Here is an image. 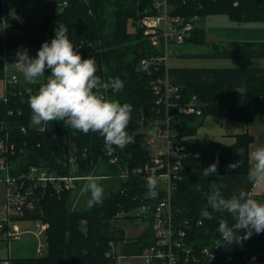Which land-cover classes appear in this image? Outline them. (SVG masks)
<instances>
[{
	"label": "trees",
	"instance_id": "16d2710c",
	"mask_svg": "<svg viewBox=\"0 0 264 264\" xmlns=\"http://www.w3.org/2000/svg\"><path fill=\"white\" fill-rule=\"evenodd\" d=\"M168 1L173 13L188 18L197 15L199 18L187 42L203 43L206 40L205 31L200 23L208 15L224 13L233 20H264V0ZM43 2L49 12L37 22L27 20L22 23L19 17H14L10 13L6 1L0 4V21L8 25L5 46L17 50L27 46L30 52L38 51L45 41L51 43L55 29L64 23L68 27L67 35L73 45L80 47L85 59H94L97 75L102 81L119 77L124 82L125 87L122 91L112 93L109 90L107 95L109 99L132 106L127 131L134 138V142L123 149L115 147L120 164H111L105 153L104 139L99 133L78 132L73 135L70 129L64 127L63 122L32 125L28 99L36 93L19 92L25 89V85L22 84L24 82L20 79L17 84H8L5 91L7 101L0 96V138L7 130L15 144L14 174L26 172L32 165H43L56 174L83 175L92 170L94 162L102 154L105 166L102 175L109 173L114 176L110 180L103 177L105 180L101 182L105 184L102 203L91 208L88 205L73 208L70 191L58 195L49 190L43 195V188L36 189L35 195L38 200L35 203L41 205L43 216L33 217L29 212L25 216L49 223L45 231L47 251L33 258L12 259L10 264H116L117 255L112 251L111 242H122L123 255L140 254L153 243V240H150L152 235L150 227L137 239L138 242L128 243L125 240L124 228L121 225L115 226L118 215L123 213V217L133 220L131 212L135 207L142 203L155 202L163 196L157 187V198L146 197L147 181L132 171L136 166L149 160V150L144 144L145 135L141 132V121L148 123L157 116L162 118L166 114L165 106L157 103L158 95L152 85V81L162 74L163 69L160 71L159 67L151 65V74L141 69L144 59L151 60L160 54L145 34L141 22L144 16L157 13L155 2L154 0H43ZM86 53L88 54L85 55ZM6 64L7 62L0 58V79L5 77ZM9 64L12 67L11 61ZM47 74H50V69L46 70ZM180 94L184 101L196 95L205 104L201 116L180 114L175 108L171 109L173 114L171 124L180 136L186 137L185 143L189 151L180 171L182 177L173 192V209L177 221L183 218L193 220L194 225L188 230V239L190 245L197 250L220 240V233L217 231L220 220H224L229 226L234 223L233 217L228 213H213L214 218L208 220L202 217L201 210L207 206V194L214 184V177L248 173L250 167L248 154L254 137L249 131H245L236 134V140L232 144L202 139L196 137L197 125L194 122L202 123L207 116L214 115L240 120L248 126L263 124L264 76L248 77L244 89L239 91H228L220 84L203 83L182 86ZM10 110L12 114L8 113ZM22 125L27 127V131H22ZM61 134L66 135V141L60 143L57 137ZM71 157L77 158L76 168L70 161ZM239 160L241 163L237 169H229L230 163ZM213 163H217V173L205 177L203 170ZM126 168H129L131 173L125 178L121 176V171ZM254 198L264 201V193ZM198 219L203 220L201 225L195 224ZM239 234L243 235L242 240L225 246L214 264H264V233L254 232L247 239H244L246 232ZM179 264L194 263L182 260Z\"/></svg>",
	"mask_w": 264,
	"mask_h": 264
},
{
	"label": "built area",
	"instance_id": "2783aa9c",
	"mask_svg": "<svg viewBox=\"0 0 264 264\" xmlns=\"http://www.w3.org/2000/svg\"><path fill=\"white\" fill-rule=\"evenodd\" d=\"M154 2L157 13L144 16L141 22L153 47L164 55L166 76L153 84V89L158 95L157 103L165 106L166 114L162 118L157 116L156 119L148 123L141 121V132L145 135L144 144L149 150V160L136 166L132 171L141 175L145 181L149 176H154L163 196L155 202L142 203L131 212L133 219L144 222L152 229L150 240H153V243L144 248L139 256L145 259V264H179L182 260L194 264H214L225 246L231 243L225 242L220 235L219 241L206 244L196 250L190 245L188 239V230L194 225L193 220L183 218L177 221L172 203L173 192L182 177L180 171L189 151L185 143L186 137L180 136L171 124L173 117L171 109L175 108L180 114L200 116L203 114L205 104L196 95H193L190 100H182L181 85L169 80L168 62L174 48L184 44L191 37L199 18L197 15L188 18L173 13L168 0H154ZM75 48L84 58L80 47L76 46ZM24 49H27L29 53L27 46L18 50ZM17 51L4 58L6 62H12V67L9 63L6 66V74L3 78L6 88L8 84H17L20 79V68L15 63ZM150 62V60L144 59L141 69L148 71ZM39 87L40 85H25V89L19 92L23 94L37 93ZM2 98L7 101L6 92ZM8 113L12 114V111L10 110ZM21 129L24 132L27 131L25 125H22ZM104 149L111 164H120L115 147L109 150L105 146ZM86 152L87 149L84 150L85 156ZM15 154V144L11 141L9 132L6 130L4 136L0 138V182L6 189L5 203L0 212V241L8 242V244L22 240L24 230L19 229L14 223L24 218L27 212L35 206V202L38 200L35 195L37 188L50 187L53 192L60 195L65 187L67 189L74 187L77 180H86L89 176L96 175L93 168L83 175L77 173L61 175L37 165L30 166L26 172L14 174L12 156ZM71 162L76 167L77 158L71 157ZM121 172V176L125 178L131 173L129 168ZM145 195L149 197L148 192ZM35 221L39 228L36 235L40 240L37 254L43 255V247L46 246L45 231L49 223L38 218ZM199 221L201 219L196 220L195 224L201 225ZM237 235L241 237L238 240L240 242L243 235Z\"/></svg>",
	"mask_w": 264,
	"mask_h": 264
},
{
	"label": "clouds",
	"instance_id": "9594fccd",
	"mask_svg": "<svg viewBox=\"0 0 264 264\" xmlns=\"http://www.w3.org/2000/svg\"><path fill=\"white\" fill-rule=\"evenodd\" d=\"M68 31L64 23L59 24L51 43L45 41L35 57H31L27 49L16 53L15 63L27 82L35 84L44 79L38 92L28 99L31 123L40 126L49 122H63L73 135L78 132L99 133L106 149H123L134 142L127 131L133 109L128 103L121 104L109 99L105 93L109 90L112 93L122 91L124 82L119 77L102 81L97 75L94 59L82 58L69 39ZM48 69L51 71L46 75ZM248 159L247 181L254 188H264V146L251 150ZM240 163L239 160L228 167L234 170ZM216 173L217 163L203 170L205 177ZM101 180L102 177L98 175L89 176L82 189L83 193L90 194L89 208L102 203L104 188ZM146 187L148 196L157 198L158 181L154 176L147 178ZM196 187L199 190V185ZM222 187L216 184L211 186L207 206L201 210L202 217L212 220L213 213H228L233 217L231 226L220 220L217 229L227 243L238 242L241 237L237 234L240 232H246L244 239L250 238L254 232L264 233V201L255 199L250 191L244 189L226 197ZM199 223L202 224L203 220Z\"/></svg>",
	"mask_w": 264,
	"mask_h": 264
},
{
	"label": "crops",
	"instance_id": "0c3cea01",
	"mask_svg": "<svg viewBox=\"0 0 264 264\" xmlns=\"http://www.w3.org/2000/svg\"><path fill=\"white\" fill-rule=\"evenodd\" d=\"M4 2L5 0H0V4ZM19 18L21 23L29 20L25 16ZM200 25L206 34L203 43L186 41L174 48L168 62V77L171 82L181 86L215 83L228 91H239L244 89L248 77L264 76V20H233L227 14L220 13L208 15ZM7 27L4 21H0V58L4 54L3 42L8 35ZM172 60L173 66H170ZM19 75L20 80L29 83L22 77L21 71ZM0 81L4 82L3 79ZM227 126L229 132L226 135L230 144L236 140V134L249 131L254 137L250 151L264 146V123L248 126L240 120L229 119ZM197 133L198 130L196 136ZM202 139L220 141L208 137ZM213 182L223 185L222 191L226 197L241 189L250 191L254 197L264 193V188H254L247 181V173L216 176ZM5 199L6 189L0 182V212ZM33 224L37 227L35 219L28 216L14 223L24 230V235L22 240L11 244L0 241V264H10L12 259L33 258L37 255L40 240L36 235L37 230H32Z\"/></svg>",
	"mask_w": 264,
	"mask_h": 264
},
{
	"label": "rangeland",
	"instance_id": "374dc122",
	"mask_svg": "<svg viewBox=\"0 0 264 264\" xmlns=\"http://www.w3.org/2000/svg\"><path fill=\"white\" fill-rule=\"evenodd\" d=\"M5 1L7 3V7L10 10V13L14 17L15 16L16 17H22L24 15L25 17H27L32 22L39 21L45 14H47L49 12L45 6L43 0H5ZM3 44H4V54L1 58L4 59L5 56H10V54L12 52L17 51L16 48L15 49H8L5 46V40H4ZM37 52L38 51H32V52L29 51L28 54L31 57H35L37 55ZM163 57H164L163 53L160 52V54L158 56L153 57L150 60L151 62L149 63V67H148V73L149 74L152 73V69L150 68L151 65L156 67V68L159 67L158 69L160 71H161V69H163L162 74L158 76L159 78L157 77L155 80L152 81L153 84L157 83L160 79H163L166 76L167 70H166V65H164ZM8 63L9 62H7L6 66L8 65ZM170 66H173V60L171 61ZM22 77H23V75H22ZM43 82H44V79L42 78L41 81H39L38 83H35V84H33V83H25V84L22 83V84L23 85H30L31 84L32 86H35V85H40ZM4 91H5V84H4V82L0 81V96H1V94L5 93ZM105 95L107 97H109L107 95V93ZM228 122H229V119L227 120V119H224L222 117L209 115V116H207L206 119H204L203 123L194 122V124L197 125V130H198L197 136L199 138L200 137H202V138L208 137V138H211L214 140L216 139V140L223 141V143H225V144H230L229 140L227 139L228 136L226 135L229 132V126H227ZM9 136H10V134H9ZM57 139H58V142H60V143L65 142L66 141V135H64V134L58 135ZM13 158L14 157L12 156V159ZM37 166L44 167L43 165H37ZM93 169H94V174H96V175H93V174L92 175L97 176V174H99L98 176L102 177V180H105L107 178H109V180H110V179L114 178V176L110 175L109 173H106V175H102V171L105 170V166H104L103 159H102V154L99 156L98 160L94 162ZM61 175H67V174H61ZM103 177H106V178L104 179ZM86 180H77L74 187H72L70 189H67L65 187V190L60 193L61 195H63L67 191L72 192L70 199L73 201V208L74 207L82 208V207L88 205V200H89L90 194L82 192V189L86 183ZM101 184L103 186L105 183L101 182ZM49 190L52 191L51 188L50 189L45 188L44 190H42V194L44 195ZM28 212L33 217H42L43 216L42 207H41V205H38V204H35V206H33V208H31ZM123 216H124L123 213H120L118 215L117 220L116 221L114 220L115 226L121 225L124 228L125 240L128 243L129 242H133V243L138 242L139 240H137V239L149 227L147 225H145L144 222H139L138 220H135V219L129 220L128 218L123 217ZM82 224H84V222H82ZM32 230L38 231L39 228L37 229V227L33 224ZM41 241H44V240H41ZM110 244L112 245V251L115 253V255H117L116 264H145V259L140 257L139 256L140 254L130 253L128 255H123L122 254V242L121 241H116V242L113 241V243L111 242ZM43 250H44V252H46L47 246H44Z\"/></svg>",
	"mask_w": 264,
	"mask_h": 264
}]
</instances>
